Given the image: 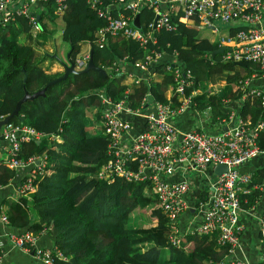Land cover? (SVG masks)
<instances>
[{"label": "built area", "instance_id": "1", "mask_svg": "<svg viewBox=\"0 0 264 264\" xmlns=\"http://www.w3.org/2000/svg\"><path fill=\"white\" fill-rule=\"evenodd\" d=\"M40 1H50L52 14L63 15L66 0H0L1 23L22 16L34 36L40 30L34 4ZM85 3L104 22L94 31L93 40L86 43L102 47L107 37L134 41L142 55L131 68L139 74L148 73L165 56L157 44V34L175 32L177 23L187 22H195L199 28H208L217 35V48L224 47L221 61L252 62L259 71H264V0H85ZM143 9L152 12L151 19L142 23L138 20V25L133 26V19ZM224 24L239 28L223 35L219 26ZM176 57V51H172L169 63L163 66L173 81L164 93L165 102L148 100L147 94L138 108H132L125 95L114 102L101 91L92 92L99 102L96 110L99 130L93 133L106 140V157L97 169V177L107 182L119 177L135 185L142 184L143 194L157 202L164 219L166 247H180L182 235L206 237L214 242V248L224 252L221 251L219 259H209L204 264H249L246 257L235 253L243 236L249 233L253 260L255 264L261 263L264 178L258 180L255 165H250L253 159L264 155L257 145L264 121L250 127L238 114V108L245 101L254 100L264 108V92L249 85L254 75L243 76L238 82L240 98L235 110H227L212 121L211 105L197 103L195 97L201 92L194 88L190 71L176 65ZM88 59L89 50H82L70 62L75 70H82ZM185 113L198 120L199 128L176 126L174 120ZM136 120L143 127L138 128ZM213 123H219L221 129L214 131L206 125ZM41 135L31 126L9 121L0 127V166L22 173L15 187L17 198H30L33 175L36 171L41 173L46 162L45 157L16 158L19 140L37 141ZM216 165L225 170L216 173ZM244 167L252 169L243 170ZM199 173H204L205 179H200ZM184 215L185 220L181 221ZM7 224L4 212H0V225L6 228ZM4 230L0 234V264H5L3 245L41 264L66 261L61 251L38 245L39 233Z\"/></svg>", "mask_w": 264, "mask_h": 264}, {"label": "trees", "instance_id": "2", "mask_svg": "<svg viewBox=\"0 0 264 264\" xmlns=\"http://www.w3.org/2000/svg\"><path fill=\"white\" fill-rule=\"evenodd\" d=\"M65 3L60 17L52 14L50 1L37 2L34 7L42 14L60 18L61 39L68 44L67 60L72 61L81 51L80 42L93 40L94 31L104 22L87 8L85 0ZM151 17L152 12L143 9L137 19L142 23ZM237 28H232L231 33ZM198 33L195 22L177 23L175 32L160 31L157 44L165 56L145 74L131 68L142 55L134 41L107 37L102 47L91 43V59L106 72L105 76L91 70L68 75L65 80L47 86L44 96L20 104L17 116L8 121L31 126L42 135L37 141L19 140L20 149L15 157H45L46 162L41 173L36 171L33 175L30 200L19 197L9 201L4 214L10 230L42 234V245L57 247L66 257V261L55 264H204L222 256L224 250L214 248L213 241L188 234L181 236L180 247H166L164 219L157 202L143 194L142 184L117 177L111 183L98 179L97 169L106 157V140L89 130L90 123H97L99 108L92 92L101 91L114 102L125 95L132 108H138L147 94L148 100L165 102L164 93L173 81L163 66L169 63L172 51L177 53L176 65L189 70L194 88L202 91L195 97L197 103L207 101L213 116L225 115L227 110L221 104V96H208L202 83L213 77L224 80L233 98L239 101L238 82L243 76L237 66L247 72L255 69L258 73L259 69L243 60L221 61V53L213 54L216 44L201 39ZM21 34H29L27 20L22 16L4 24L0 21V117L3 118L10 114L24 91L32 93L59 76L45 74L38 67L30 46L19 42ZM126 76L133 78L132 87L122 83ZM238 114L250 127L264 121V108L257 100L242 103ZM134 123L143 127L139 120ZM257 143L264 150V128L259 131ZM252 165L258 180L264 178V155L253 159ZM16 175L14 170L1 165L0 186ZM132 221L146 226H131Z\"/></svg>", "mask_w": 264, "mask_h": 264}, {"label": "crops", "instance_id": "3", "mask_svg": "<svg viewBox=\"0 0 264 264\" xmlns=\"http://www.w3.org/2000/svg\"><path fill=\"white\" fill-rule=\"evenodd\" d=\"M38 14L40 13L39 10L36 11ZM41 14V19H40V31L36 34V36L30 35V34H21L19 36V42L22 44H26L30 46L32 50V58L35 63H37L38 67L48 75H56L59 74V76L63 72V66L62 64L66 63L65 61H61L57 57V52H56V41L54 39H49L48 35L53 32V26L52 23L55 19L58 17H54L49 15V14ZM59 21L60 18H58ZM190 23V22H187ZM264 24V22H263ZM233 28V25H228L224 24L219 26V33L220 34H225V33H231V29ZM61 27L58 29V33L61 39V33H60ZM201 29V30H200ZM199 37L201 39H206L212 44H216L217 46V35L213 34L210 32L208 28H199ZM62 40V39H61ZM84 42V41H83ZM81 43V51H88L90 50V46L85 42ZM67 54V52H66ZM67 58V56H65ZM56 58V61L54 60ZM62 62V63H61ZM64 62V63H63ZM254 66V65H253ZM242 66H237V71L241 72V76H246L249 77L250 75H254L250 79L249 85L251 87L257 88L264 92V71H259L258 73L254 70L251 69L250 72H247L246 69H240ZM247 74V75H246ZM58 77V76H57ZM56 78V77H55ZM122 83L125 84L128 87L133 86V78L131 76H126L123 78ZM204 87L205 92L207 93L208 96L218 94L221 96V104L224 106L226 110H230L233 108H236V102L238 103L237 100L233 98V94L231 91H229V86L224 84V80H218L216 77H213L212 80H209L207 83L202 85ZM202 92V91H201ZM221 94V95H220ZM166 96V94H165ZM207 101H204V103ZM235 110V109H233ZM212 114V113H211ZM217 117L213 116L211 117L212 121H215ZM174 123L176 126L181 127V128H192L196 127L199 128L198 125V120L195 119V117L190 114V113H185L183 114L178 120H174ZM208 125L209 128H211L214 131H219L221 129L220 124L218 123H213V124H206ZM252 167H244L243 170H251ZM17 174L14 179L9 181L5 185L0 186V212H5L7 210L9 201H15L14 195H15V187L18 184L19 177L22 175L21 172L15 171ZM195 192H192V195H194ZM30 200V198H29ZM185 216L181 217V221L185 220ZM6 228L10 229L7 225ZM4 228L2 225H0V234L5 232ZM1 236V235H0ZM42 234L39 235V238L37 239V243L40 246H45L42 245ZM252 247V241L250 240V235L249 233L245 234L243 238L241 239L240 242V249L236 250L235 253L238 257H246V260L248 261L249 264H255L253 257L254 253L251 251ZM3 253H4V263H12V264H40L39 262L33 260L31 257L26 256L22 254L21 252H18L15 249H8L7 245H3Z\"/></svg>", "mask_w": 264, "mask_h": 264}, {"label": "water", "instance_id": "4", "mask_svg": "<svg viewBox=\"0 0 264 264\" xmlns=\"http://www.w3.org/2000/svg\"><path fill=\"white\" fill-rule=\"evenodd\" d=\"M132 25L133 26H137L138 25V19L137 17H135L132 21ZM224 49V47H220V48H217L213 54L215 53H221V51ZM212 54V55H213ZM67 56V54H66ZM63 66V72L60 76L54 78V79H51L49 80L45 86L39 90H36L32 93H27L26 91H24L22 97L15 103V106L13 108V110L10 112L9 115L5 116L2 120H0V127L5 123L7 122L11 117L13 116H17V112H18V109H19V106L22 102H24L25 100H31V99H34L38 96H44V91L46 89L47 86L49 85H53V84H56L60 81H63L67 78L68 75H78V74H82V73H85V72H88V71H95L99 76H105L106 75V72L99 66L95 65L91 59V50H89V59L87 60V63H86V66L82 69V70H75L73 68V64L71 62L69 63H64L62 64ZM221 95V94H220ZM19 118V121L22 120V117H18ZM222 170H225L223 166L221 165H216L215 166V169L214 171L216 173H219L221 172Z\"/></svg>", "mask_w": 264, "mask_h": 264}, {"label": "rangeland", "instance_id": "5", "mask_svg": "<svg viewBox=\"0 0 264 264\" xmlns=\"http://www.w3.org/2000/svg\"><path fill=\"white\" fill-rule=\"evenodd\" d=\"M52 26H53V32L51 33V34H49L48 35V37H49V39L51 40V39H54L55 41H56V52H57V57H58V59L59 60H61V61H67V58L65 57L66 56V52H67V50H68V44L67 43H65L63 40H61L60 39V37L58 38V36H59V33H58V29L62 26V22L61 21H59V19L57 18V19H55L54 21H53V23H52ZM201 30V29H200ZM55 61H56V58L54 59ZM62 63V62H61ZM64 63V62H63ZM37 64V63H36ZM210 80H212V78L210 79ZM208 81H206V83H207ZM203 85L205 84V82H203L202 83ZM90 93V92H89ZM88 121V120H87ZM91 124V126H89V130L92 132L93 130H96V131H98L99 130V128H98V126H99V124L98 123H90ZM190 175H193V174H190ZM199 175V177H200V179H205V177H204V173H199L198 174ZM189 180H191V178L189 177ZM16 198V193H15V195H14V199ZM131 223V226H135V225H137L138 227L139 226H146V225H144V224H141V223H138L137 221H132V222H130ZM142 223H145V222H142ZM148 225V224H147ZM165 258L166 257H168V254L166 253L165 254V256H164ZM226 262H228V259H226Z\"/></svg>", "mask_w": 264, "mask_h": 264}, {"label": "clouds", "instance_id": "6", "mask_svg": "<svg viewBox=\"0 0 264 264\" xmlns=\"http://www.w3.org/2000/svg\"><path fill=\"white\" fill-rule=\"evenodd\" d=\"M37 15H38V14H37ZM37 19H38V17H37ZM38 21H39V20H38ZM39 23H40V21H39ZM40 28H41V25H40ZM39 31H40V30H39ZM39 31H38V32H39ZM38 32H37V33H38ZM37 33H36V34H37ZM29 34L32 35V33L30 32V30H29ZM36 34H35L34 36H36ZM66 62L69 63L70 61L67 60ZM117 178H119V177H117ZM120 179H122V178H120ZM122 180H124V179H122ZM102 181H105V180H102ZM105 182H106V183H111V182H107V181H105ZM112 182H113V181H112ZM124 182H127V181L124 180ZM128 183H130V182H128ZM26 198L29 199L28 197H26ZM30 198H31V196H30ZM17 199H18V198L16 197L15 200H17ZM46 247H50L52 250H59L57 247H54V246H52V245H46ZM59 251H60V250H59ZM24 255H25V254H24ZM27 256H29V255H27ZM29 257H30V256H29ZM33 260H34V259H33ZM11 264H12V263H11ZM40 264H41V263H40Z\"/></svg>", "mask_w": 264, "mask_h": 264}]
</instances>
